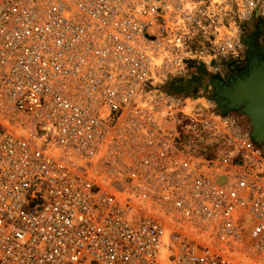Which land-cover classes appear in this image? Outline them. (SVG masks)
<instances>
[{
    "label": "built area",
    "instance_id": "2783aa9c",
    "mask_svg": "<svg viewBox=\"0 0 264 264\" xmlns=\"http://www.w3.org/2000/svg\"><path fill=\"white\" fill-rule=\"evenodd\" d=\"M251 32L264 0H0V264H264V141L199 83Z\"/></svg>",
    "mask_w": 264,
    "mask_h": 264
},
{
    "label": "rangeland",
    "instance_id": "374dc122",
    "mask_svg": "<svg viewBox=\"0 0 264 264\" xmlns=\"http://www.w3.org/2000/svg\"><path fill=\"white\" fill-rule=\"evenodd\" d=\"M245 42L246 57L244 62L239 65H235L234 71L231 72L225 79H222L220 76L214 77L212 74L205 72L204 69L202 70L203 77L201 81H199V83H201L200 86H202V88L210 95L211 98H214L217 101L219 104V109L221 110L222 108L219 103L221 89L217 91L214 84H216V86H220V88L223 90L224 87L235 82L237 78L247 75L250 70L264 67V41L262 38L256 32H251L250 34L246 35ZM218 82H221V84H218ZM211 83L212 85L209 87ZM230 112H233L235 115L239 116L241 122L245 125L252 126L250 118L251 116L247 113H244L241 108L232 110Z\"/></svg>",
    "mask_w": 264,
    "mask_h": 264
},
{
    "label": "water",
    "instance_id": "95a60500",
    "mask_svg": "<svg viewBox=\"0 0 264 264\" xmlns=\"http://www.w3.org/2000/svg\"><path fill=\"white\" fill-rule=\"evenodd\" d=\"M257 71H263L264 72V67H259V68H254L252 70H250L248 72L247 75H245L244 77H240L237 78L235 82L227 85L226 87L223 88V90H221L220 95H225L226 97L230 98L231 101H235V97L232 93V89L235 85H238L240 81H244L249 79L255 72ZM218 84H221V82H218ZM216 90H220V86H216V84H214ZM260 84L258 83L256 86L254 85V87L249 88L248 92L245 93V102H242L241 104H238L234 107H231L229 109H224V111H232V110H237L239 108L242 109V111L244 113H246L248 106L250 104H252L255 100V98H257V104L255 105V111L258 113L260 112L261 114V118H262V122H254V119L251 118V123H252V132L253 135L255 136V138L257 140H261L264 141V83H263V89L260 88ZM263 91V92H262ZM257 128V129H256ZM255 130V131H254Z\"/></svg>",
    "mask_w": 264,
    "mask_h": 264
},
{
    "label": "bare ground",
    "instance_id": "6f19581e",
    "mask_svg": "<svg viewBox=\"0 0 264 264\" xmlns=\"http://www.w3.org/2000/svg\"><path fill=\"white\" fill-rule=\"evenodd\" d=\"M260 84V88L263 89V83H264V72L262 71H257L255 72L249 79L244 80V81H240L238 85H235L232 89V93L235 97V101H231V99L229 100V104L228 105H221L222 110L224 109H229L231 107H234L238 104H241L242 102H245V93L248 92L249 88L254 87V85L256 86L257 84ZM263 92V91H262ZM224 100V99H223ZM257 98H255L254 102L252 104H250L248 106V109L246 111L247 114H249L251 116V118L254 119V122H262V118H261V114L260 112H256L255 111V105L257 104ZM221 103H223L221 101ZM257 129V128H256ZM255 131V130H254Z\"/></svg>",
    "mask_w": 264,
    "mask_h": 264
},
{
    "label": "flooded vegetation",
    "instance_id": "af4514ba",
    "mask_svg": "<svg viewBox=\"0 0 264 264\" xmlns=\"http://www.w3.org/2000/svg\"><path fill=\"white\" fill-rule=\"evenodd\" d=\"M221 90H222V88H220ZM224 99V100H223ZM229 98L227 97L226 98V96L225 95H221L220 96V98H219V103L223 106V104L224 105H228L229 104ZM221 101L223 102V103H221Z\"/></svg>",
    "mask_w": 264,
    "mask_h": 264
}]
</instances>
